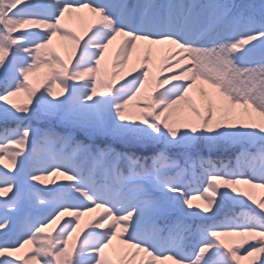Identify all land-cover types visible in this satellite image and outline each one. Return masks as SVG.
Wrapping results in <instances>:
<instances>
[{"label": "snow or ice", "instance_id": "6c2138e0", "mask_svg": "<svg viewBox=\"0 0 264 264\" xmlns=\"http://www.w3.org/2000/svg\"><path fill=\"white\" fill-rule=\"evenodd\" d=\"M0 125V264H264V0H0Z\"/></svg>", "mask_w": 264, "mask_h": 264}, {"label": "rangeland", "instance_id": "374dc122", "mask_svg": "<svg viewBox=\"0 0 264 264\" xmlns=\"http://www.w3.org/2000/svg\"><path fill=\"white\" fill-rule=\"evenodd\" d=\"M79 27L77 29H74L72 27H70V25L67 23V21L65 22V28L67 29H72L74 31H77L79 32L81 30V25L78 24ZM59 50V49H58ZM61 51V55H64L63 51ZM43 59V57H42ZM49 70L46 68V67H42L38 73H36V75L32 78H30V80L32 81L33 85L34 86H37L38 87V91H37V95H39V93L41 91L44 90V87L46 86L45 84H41L40 83V80L42 79L43 77V74L48 72ZM107 71L109 73H111L113 71L111 65L108 66L107 68ZM156 71L155 69H153V72ZM66 95V94H65ZM61 99L63 97H60ZM143 103V101L141 102ZM22 123L24 124H31L32 127L34 128H38V129H41V134L44 130H47V128L49 127V122L44 118V117H40L39 119H33L31 121H23ZM9 126H13L11 123ZM0 127H3V125H0ZM54 130L57 131V132H60V133H63L65 131L64 127L61 126L60 124L56 123L55 126H54ZM75 136L78 140H86V137L84 136L83 133H75ZM37 139H39V136L37 137ZM239 152V149L238 148H233V149H229V150H221V151H218V152H213L211 153V156L213 159H222V160H225L227 161L228 159H233L235 158V156L238 154ZM201 154L205 157H207L209 155V153L207 152V150H202L201 151ZM28 171V168L26 167L25 168V172ZM21 179L23 180V176L21 177ZM54 179L57 180L58 183L60 182H64V178L63 177H55ZM200 187V184H198L197 182L193 181L191 183V191L193 192V194H195V190ZM254 191V194L257 196V198H259L260 196L264 195V190H261V189H255L253 190ZM0 199H3V198H0ZM194 203H200V201H194ZM89 218L90 216H84L81 218V224L82 226L89 221ZM87 230V229H85ZM114 244H119V241H114ZM241 264H247V262L245 261H241Z\"/></svg>", "mask_w": 264, "mask_h": 264}, {"label": "bare ground", "instance_id": "6f19581e", "mask_svg": "<svg viewBox=\"0 0 264 264\" xmlns=\"http://www.w3.org/2000/svg\"><path fill=\"white\" fill-rule=\"evenodd\" d=\"M67 23L70 25V27H72L74 29H77L79 27L78 23L73 21V20H67ZM57 40H59V37H57ZM133 56L135 58L137 56V53H133ZM124 74L127 75V70H125ZM168 74H169L168 72H157V71L152 72V75L156 76L158 79H163ZM37 186L38 187H44V185H39V184H37ZM48 186H51V185H48ZM200 203H202V202L200 201ZM86 216H90L89 220H92L93 222H95V219H99V216L97 215V213H90V214H88Z\"/></svg>", "mask_w": 264, "mask_h": 264}]
</instances>
